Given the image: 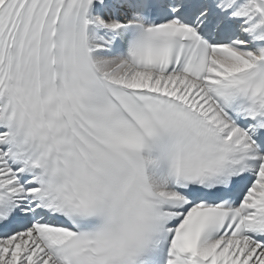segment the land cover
Here are the masks:
<instances>
[{"label": "snow or ice", "instance_id": "obj_1", "mask_svg": "<svg viewBox=\"0 0 264 264\" xmlns=\"http://www.w3.org/2000/svg\"><path fill=\"white\" fill-rule=\"evenodd\" d=\"M0 264H264V0H0Z\"/></svg>", "mask_w": 264, "mask_h": 264}]
</instances>
